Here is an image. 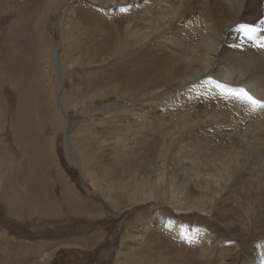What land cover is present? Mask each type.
Wrapping results in <instances>:
<instances>
[{"label": "rangeland", "instance_id": "rangeland-1", "mask_svg": "<svg viewBox=\"0 0 264 264\" xmlns=\"http://www.w3.org/2000/svg\"><path fill=\"white\" fill-rule=\"evenodd\" d=\"M78 1L70 20L61 18L70 0H0V264H264L261 109L210 83L235 88L236 76L192 77L207 56L198 24L171 41L156 33L138 41L127 33L149 32L154 3L107 16ZM246 2L239 20L253 16ZM254 2L261 36L264 0ZM42 41L49 52L62 42V95ZM253 49L264 61V49ZM181 168L197 187L184 184ZM172 176L181 202L163 192ZM20 192H36L45 211L14 202ZM205 231L213 237L204 247Z\"/></svg>", "mask_w": 264, "mask_h": 264}, {"label": "bare ground", "instance_id": "bare-ground-1", "mask_svg": "<svg viewBox=\"0 0 264 264\" xmlns=\"http://www.w3.org/2000/svg\"><path fill=\"white\" fill-rule=\"evenodd\" d=\"M76 1L75 0H70V4L64 10V12L62 13L61 18H62V16H64V18L65 17H68V15L70 13H75L76 10L73 7V3L76 2ZM90 1H92V3H95L96 5H98L100 7V9H102V11H103L102 13H104L107 16H110L111 14H120V13L125 12V11H128V10L129 11L130 10L131 11H134V10H138V9L141 10V9H143L146 6H149V4L154 3L155 4V7L157 9V15L155 17H153V18L151 17L152 19L149 21L150 23L148 22V25L150 27V29L148 30L149 32L146 33V34L145 33H139L137 27H135V28L133 27L132 30H129L128 31L127 37L125 36L126 38L137 39L138 41L139 40H143L144 38L146 39L147 37H149L147 35H150V34H153V33L154 34L155 33L157 34L158 39H164V38L166 39L167 38L168 41H171V39L174 38L173 35H175L178 32H181L184 27H190V28L195 29L197 31V29L194 28V27H195L196 24H198L199 26L202 27L201 29H203V30H200V33L202 31L203 34H202V36L200 38L201 41L199 43V46L205 47V49L207 51V53H206L207 56L204 59L201 58L203 60H198L199 69L196 72H194V74H192V77H197L199 74L201 75L204 72V70L205 71L208 70V71H210L213 74V77L215 79H217L218 81H221V83H227V82L229 83V81H231L230 79L233 76H236L238 78V84L236 85L235 88H241L242 87L246 91H248L250 94H252L254 97H256L257 99H264V61L262 59L263 56L261 57L260 54H258V52L253 51L254 50L253 49L254 48L253 45H254L255 41L253 39H249L248 36L244 35V33L239 28V25L240 24L251 25L254 29H257V31H255L253 33V35L255 37H257V38L260 37V34H261V32H260L261 31V23L260 22L261 21L259 22L258 18H260V17H257L256 14H254V7L253 6L256 5L255 2H254V0H247V2H246V7L251 11V14H253V16H251V15H249L247 13V15H246L247 20H242V19L239 20L238 19V18H240V16L238 15L239 14L238 13L239 12L238 4H239V2L242 3V4H244V1L245 0H90ZM54 2H55V0H54ZM172 3H174L175 5H173L171 8H169ZM256 6H258V5H256ZM214 7L216 8L215 10H217V11H215V13L213 12ZM196 10L197 11L200 10V13L199 14L201 15V17H197L196 16V14H195V11ZM245 11H247V10H245ZM242 12H244V11H242ZM170 13H172V15H170ZM256 13H258V11H256ZM146 16H147V14H146ZM72 27H73V25H72ZM128 28H130V24H128ZM237 33H241V34L238 35ZM182 35L183 34H181L180 36H182ZM231 36L234 37V38L233 39H230L229 41L236 39L235 40L236 42H233L234 44L232 43L233 45H235V47L234 48L225 47V45L223 44V40L224 41L225 40L227 41ZM42 42H43V46H42L43 47V49H42L43 50V54H46L47 53V57H48L47 60H44V63H46V65H48V67H47V73L49 74V76H52L53 75V72L55 71V74L54 75L56 76V80H57L55 86H56L57 92L56 93L54 92V93L55 94H58V95H62V91H63L62 90V84H63L64 79H65L63 77L64 76L65 67L63 66L64 65L63 64L64 61L62 62V58H61L60 54L57 51L58 48L60 46H62V42H60L59 46H56L55 45L53 48L51 47V51L50 52H49V50L46 49V48L49 47L48 46V43L45 42V41H42ZM126 42L127 41H125L123 43V45ZM133 43H136V42H133ZM184 43H185V41H184ZM197 44H198V42H197ZM133 45H135V44H133ZM249 49H251V50H249ZM250 51H253V52H250ZM227 53H228V55H227ZM115 54L116 53H114V54L112 53L111 56H114ZM217 58H218V61L216 60ZM220 58L222 59L221 62L219 61ZM185 59H183V61ZM191 60L192 59H190V62H191ZM102 61H104V59ZM215 62H217V63L214 64ZM187 78H189V77H187ZM185 80H187V79H185ZM236 83H237V81H236ZM191 90H192V88H191ZM243 107H245V106H243ZM19 111H20V109H19ZM22 112H24V111H22ZM59 114H62L61 113V109H59ZM260 116H261V118L263 119V122H264V109H261L260 110ZM62 117H63V115H62ZM13 126L15 127V124ZM25 126H26V124H25ZM23 127H24V125H23ZM28 127H30V126H28ZM25 128H27V127H25ZM21 134H24V133H21ZM19 135H20V133H19ZM38 146H39V143H38L37 147ZM53 147H54V145H53ZM42 154H44V153L42 152ZM42 154H40V155H42ZM263 155H264V149H262L261 150V153L259 155H256L255 157H257L259 159V158H262ZM239 156L236 155L235 157H232V159L237 160V159H239ZM37 159H40V158H37ZM43 160H45V159L43 158ZM34 161H35V159H34ZM226 161H227V159H226ZM228 163H230V162H228ZM258 164H260V163H258ZM262 165L263 164H261V166ZM37 167L38 166H36V168ZM163 167L164 168H168L167 163L164 164ZM257 170H258V168H257ZM30 171H28V172H30ZM164 171L163 170L161 172L159 171V178H160V180L162 178V175H163ZM179 172H180V174L183 177L184 184L190 183V184H193L195 187H197L198 181L200 182V179L199 178H197L193 173L187 172L186 170H183L182 168L179 170ZM82 176H84V175L82 174ZM215 179H217V178H215ZM215 179H210V180H213V181H211L212 183L210 184V187H211V190H213L214 192L220 186L219 185L220 183L218 184V182ZM168 182H169L168 185H166L168 187L167 188L165 187L166 189L163 190V192L164 193H167V196L169 198H171V197H173L174 199L177 198L178 199L177 202L178 201L181 202L182 201L181 200L182 198L179 197V195L181 193H183V191H182V189H179L177 187L175 188L176 180H175L174 176L170 177V179H169ZM29 184H32V183H29ZM200 185H203V183H200ZM200 185H199V187H200ZM204 187L201 186L200 189L202 190V188H204ZM206 188H207V186H206ZM35 189H37V188H35ZM204 190H206V189H204ZM70 194H71V192H70ZM138 195H140V193ZM9 197H8V199H9ZM14 197H15L14 202L17 201V203H23L24 201H28V203L31 202L33 204V206H35L34 209H38L39 211H43V210L45 211V207H43L44 205H43L41 199L38 197V195H36V192L35 193H32V195L31 194L28 195L27 192H26V194L25 193L23 194L22 192H20V193H17L16 195H14ZM146 197H147V199H151V198L157 197V196H155L152 193V191H149V193L147 194ZM11 201H13V200H11ZM145 201H146V199H145ZM204 201H205V199H204ZM172 202H173V200H172ZM76 203H77V199H76ZM74 209L75 208H73V210ZM46 210H47V208H46ZM131 211H132V209H130V211H126V213H129ZM156 211H157L156 209H154V211H153L155 215H156V213H155ZM126 213H124V215ZM124 215H123V217H124ZM121 216H122V214H117V217L121 218ZM151 220H152V218L150 220H148L149 221L148 222V225H152V221ZM161 224L171 225V222H170L169 219L165 218L163 220L161 219ZM98 225H100V224H98ZM191 232H194L196 234V231L193 230V229H192ZM205 234L208 235V236H203L202 237V240L204 241V243H203V246L204 247L210 241V237H211L207 231H205ZM210 243H211V241H210ZM44 254L45 253H43V255H41L42 256V259L43 258H46V255H44ZM251 264H261V263L259 261H257V262L256 261L255 262L254 261H251Z\"/></svg>", "mask_w": 264, "mask_h": 264}, {"label": "snow or ice", "instance_id": "snow-or-ice-1", "mask_svg": "<svg viewBox=\"0 0 264 264\" xmlns=\"http://www.w3.org/2000/svg\"><path fill=\"white\" fill-rule=\"evenodd\" d=\"M240 30L244 33V35L248 36L249 39H253L255 41L254 47H258L264 49V35H261L259 38L255 37L253 33L257 31L251 25L240 24ZM210 83L216 84L217 87L226 91V94L229 96L236 97L242 102L249 104L253 111L264 109V99H257L244 88H226L224 85H221L215 81H210Z\"/></svg>", "mask_w": 264, "mask_h": 264}, {"label": "water", "instance_id": "water-1", "mask_svg": "<svg viewBox=\"0 0 264 264\" xmlns=\"http://www.w3.org/2000/svg\"><path fill=\"white\" fill-rule=\"evenodd\" d=\"M87 193H91L90 191L89 192H87ZM134 208H138V206H135ZM134 208L132 209V210H134ZM130 211V210H129Z\"/></svg>", "mask_w": 264, "mask_h": 264}]
</instances>
